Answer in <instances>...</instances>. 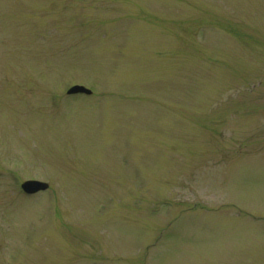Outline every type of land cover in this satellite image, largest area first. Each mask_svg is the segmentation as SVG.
I'll return each instance as SVG.
<instances>
[{
    "label": "rangeland",
    "instance_id": "obj_1",
    "mask_svg": "<svg viewBox=\"0 0 264 264\" xmlns=\"http://www.w3.org/2000/svg\"><path fill=\"white\" fill-rule=\"evenodd\" d=\"M0 264H264V0H0Z\"/></svg>",
    "mask_w": 264,
    "mask_h": 264
},
{
    "label": "water",
    "instance_id": "obj_2",
    "mask_svg": "<svg viewBox=\"0 0 264 264\" xmlns=\"http://www.w3.org/2000/svg\"><path fill=\"white\" fill-rule=\"evenodd\" d=\"M77 91H86V90L81 86H74L73 88L70 89V92H77ZM47 186H48L47 183L40 181H26L22 184V188L28 193L45 189L47 188Z\"/></svg>",
    "mask_w": 264,
    "mask_h": 264
}]
</instances>
